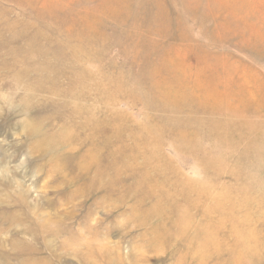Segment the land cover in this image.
<instances>
[{"label": "rangeland", "instance_id": "rangeland-1", "mask_svg": "<svg viewBox=\"0 0 264 264\" xmlns=\"http://www.w3.org/2000/svg\"><path fill=\"white\" fill-rule=\"evenodd\" d=\"M0 264H264V0H0Z\"/></svg>", "mask_w": 264, "mask_h": 264}]
</instances>
